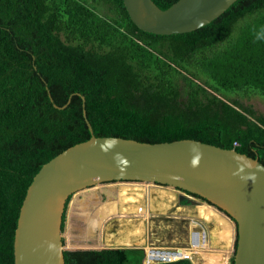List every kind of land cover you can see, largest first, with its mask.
<instances>
[{
	"label": "trees",
	"instance_id": "1",
	"mask_svg": "<svg viewBox=\"0 0 264 264\" xmlns=\"http://www.w3.org/2000/svg\"><path fill=\"white\" fill-rule=\"evenodd\" d=\"M153 1L165 9L177 0ZM254 97L264 101V0H236L208 24L169 35L139 29L123 0H0V264H14L33 176L89 139L88 123L95 136L195 139L264 165V113L242 103ZM63 255L65 264H143L144 251Z\"/></svg>",
	"mask_w": 264,
	"mask_h": 264
},
{
	"label": "water",
	"instance_id": "2",
	"mask_svg": "<svg viewBox=\"0 0 264 264\" xmlns=\"http://www.w3.org/2000/svg\"><path fill=\"white\" fill-rule=\"evenodd\" d=\"M236 0H123L131 21L155 34L193 31ZM44 163L26 189L13 238L14 264H65L62 218L75 192L108 181L160 183L196 194L233 219L232 264H264V165L235 149L195 139L142 142L95 136ZM75 249V248H72Z\"/></svg>",
	"mask_w": 264,
	"mask_h": 264
},
{
	"label": "rangeland",
	"instance_id": "3",
	"mask_svg": "<svg viewBox=\"0 0 264 264\" xmlns=\"http://www.w3.org/2000/svg\"><path fill=\"white\" fill-rule=\"evenodd\" d=\"M242 103L264 113L260 98ZM179 196L172 186L143 181H108L79 190L67 205L64 247L189 246L192 232L204 229L211 252L193 261L227 264L236 239L234 221L207 201L188 195L192 203L181 204Z\"/></svg>",
	"mask_w": 264,
	"mask_h": 264
},
{
	"label": "built area",
	"instance_id": "4",
	"mask_svg": "<svg viewBox=\"0 0 264 264\" xmlns=\"http://www.w3.org/2000/svg\"><path fill=\"white\" fill-rule=\"evenodd\" d=\"M136 248L144 250L143 264L165 263L178 259H190L194 264H197L193 261L195 255H201L206 251L211 252L208 249L206 230L204 229L192 232L189 246H143ZM231 253L232 251L228 252V258Z\"/></svg>",
	"mask_w": 264,
	"mask_h": 264
},
{
	"label": "flooded vegetation",
	"instance_id": "5",
	"mask_svg": "<svg viewBox=\"0 0 264 264\" xmlns=\"http://www.w3.org/2000/svg\"><path fill=\"white\" fill-rule=\"evenodd\" d=\"M119 181H124V180H119ZM102 183H106V182H102ZM89 187H90V186H89ZM175 189H177V190H179V191L181 192L182 196H179L180 198H182V197L188 198L185 194L198 198L197 196H195L196 194L194 195V194L191 193V192H187V191H185V190H183V189H179V188H175ZM189 200H190V202H191V199H189ZM201 200H202V199H201ZM203 201H204V200H203ZM96 247H98V246L90 247V248H88V249H92V248H96ZM106 247H116V246H113V245L110 243V245L107 244ZM124 247H126V246H124ZM85 249H86V248H85Z\"/></svg>",
	"mask_w": 264,
	"mask_h": 264
},
{
	"label": "clouds",
	"instance_id": "6",
	"mask_svg": "<svg viewBox=\"0 0 264 264\" xmlns=\"http://www.w3.org/2000/svg\"><path fill=\"white\" fill-rule=\"evenodd\" d=\"M235 143V142H234ZM200 199V198H199ZM206 202V201H205ZM190 203H192V200H191V202ZM211 204V203H210ZM212 206H214L213 204H212ZM214 207H216V206H214ZM217 208V207H216ZM217 210H219V211H221V212H223V213H225L224 211H222L221 209H219V208H217ZM226 214V213H225ZM227 216H229V215H227ZM230 217V216H229ZM233 220V219H232ZM218 236V235H217ZM219 237V236H218ZM235 237H236V235H235ZM236 240V239H235ZM235 240H234V245H233V249H232V253H231V255H229V258H227V264H231L230 263V257L231 256H233V254H234V248H235ZM116 247H119V246H116ZM103 248H109V247H103ZM144 251V250H143ZM143 260V259H142ZM190 260V259H189ZM191 261V260H190ZM192 262V261H191Z\"/></svg>",
	"mask_w": 264,
	"mask_h": 264
}]
</instances>
